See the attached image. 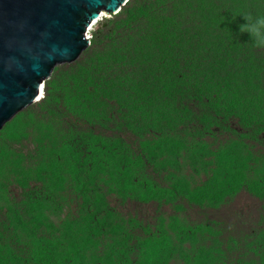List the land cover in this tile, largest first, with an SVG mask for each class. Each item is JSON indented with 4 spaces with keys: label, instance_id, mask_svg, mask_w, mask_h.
<instances>
[{
    "label": "rangeland",
    "instance_id": "374dc122",
    "mask_svg": "<svg viewBox=\"0 0 264 264\" xmlns=\"http://www.w3.org/2000/svg\"><path fill=\"white\" fill-rule=\"evenodd\" d=\"M206 1L209 0H130L131 4L136 2L137 8L149 3L160 10L159 15L182 9L183 24L189 18L198 17L196 7L200 9V4ZM226 1L215 0L224 4L221 9L230 12L226 15L228 20L235 16L243 24L242 13L264 15V0H249L248 7L246 0ZM235 7L238 10L233 11V16L231 8ZM148 11L150 14L149 7ZM102 13L105 15L89 31L90 38L100 23L112 26L113 21L108 20L117 16ZM237 32V37L250 38L239 28ZM176 41L181 43V36L173 38L171 50L178 49L173 47ZM105 53L103 45L83 51L62 78L72 73L70 82L77 87L78 75L86 74L82 69L91 70L95 66L96 73L106 79L108 74L103 62L107 60L116 67L110 72L121 77L126 89L130 83L124 78L130 71L125 69L120 74L121 67ZM155 58L148 55L144 59L138 51L130 56V60L136 59L139 64ZM254 73L260 77L264 92V63ZM109 79L117 82L115 78ZM102 90L90 100L94 111L79 113L75 121L66 117L61 104L55 106L61 110L57 116L38 105L15 134L12 147H17L16 150L6 149L5 164L0 165V208L11 207V210H4L0 216V255L11 261L2 263L0 259V264H31L33 252L41 244L49 245V253L56 257L58 264H264V130L261 126L264 108L255 119L260 124L239 125L234 116L228 122H222L217 116L204 118L201 112L208 108L205 105L199 106V117L191 116L193 121L183 119L169 131L157 133L143 122L132 124L134 128L145 127L144 132H139L130 130L129 125L138 118L143 121L151 118L155 98L159 99L161 91L157 94L152 87L148 96L139 101L121 95L133 100L132 104ZM262 99L264 107V94ZM84 105L88 106L87 101ZM71 139L81 150V160L77 163L73 159L65 162L66 154L49 155V151L53 154L54 147ZM104 145L110 146L108 153L102 150ZM201 145L205 149L200 154ZM167 146L178 154L177 169L169 164L175 171L157 168L158 155ZM113 151L115 161L107 158ZM56 159L59 166H53ZM120 162L135 183L124 196L121 186L117 184L113 190L110 184L99 179L87 182L85 194L80 184L74 187L71 176L80 174L77 172L81 163L89 170L96 166L113 167ZM219 165L229 172L217 176ZM16 170L22 181L27 182L25 188L16 184ZM87 176L85 172L84 178ZM180 177L186 180L185 187L173 188ZM215 178L224 179L222 199L209 198L213 192L208 187ZM171 185L172 191L167 196L153 198L149 193L151 189L166 191ZM196 188L206 194L186 192ZM26 193L30 195L28 199ZM12 196L27 200L13 206L8 203ZM131 218L134 220L130 222ZM13 255L21 262L13 259Z\"/></svg>",
    "mask_w": 264,
    "mask_h": 264
},
{
    "label": "trees",
    "instance_id": "16d2710c",
    "mask_svg": "<svg viewBox=\"0 0 264 264\" xmlns=\"http://www.w3.org/2000/svg\"><path fill=\"white\" fill-rule=\"evenodd\" d=\"M139 1L136 0V2ZM136 2L133 4H131L132 2L128 3L127 7H124L122 12L115 18L108 20L109 22L113 21L112 26L100 23L99 28L93 33L91 45L84 50L101 45L105 46V54L108 57L109 55L112 56L117 65L121 67L120 74L125 69L130 71L124 78L130 83L127 88H123L120 76H114L110 72L116 67L106 60V62H103L106 67L105 73L108 74L106 79L96 73L95 66L91 70L82 69V72L86 71V74L78 75L77 87H74L70 82L71 77L74 76L72 73H68L66 79L60 77L57 80L53 74L51 79L46 82L45 98L38 103L41 109L47 110L50 115L57 116L61 114V110L56 109L55 106L61 104L66 117L68 116L75 121L76 118L79 119V113L94 111L90 100H93L95 94L103 91L102 89L106 90L108 94L115 95V99L118 100L123 98L121 95H128L139 101L144 98L143 96H148L150 88L155 87L157 94L158 91L161 92L158 95L159 99L155 98L154 105L156 107L153 106V115L147 121L140 118L132 121L129 125L130 130L144 132L145 127L142 129H139L140 126L132 127L134 123L141 124L143 122L147 128H153L158 131L157 133H160L161 130L169 131L175 128L174 124L178 125L183 119L192 120L191 116L193 115L199 117V106L205 105H208V108L201 112V116L204 118L217 116L222 122H228L231 120V116H234L239 125L248 122L259 123L255 119L260 116L259 112L264 108L261 106L264 92L262 91V81L254 71H259L261 64L264 63L263 49L255 48L251 41L248 43L250 38L246 40L244 37H237V29L242 22L234 16L233 11H237V7L231 8L235 19L228 20L226 15L230 12L226 8L221 9L224 4L209 0L200 4V9L196 7L198 17L189 18L183 24L185 17L182 9H175L170 14L159 15L160 10L154 9L149 3L141 4L137 8L135 7ZM226 2L230 3L231 1L227 0ZM245 2L248 7L250 5L249 0ZM148 7L150 8V14ZM243 7L246 9L245 6ZM144 18H146V21H144ZM103 29L107 31L103 32ZM175 36H181V43L179 41L173 43V47L178 49L171 50L170 44H172ZM137 51L144 59L148 55L156 58L146 63H136V59L130 60V56ZM56 70L57 68L54 72ZM108 76L115 78L117 82L110 80ZM97 79L103 81L100 82ZM127 100L133 104V100ZM86 101L88 106L84 105ZM64 114H62L63 121ZM128 119L132 118L129 117ZM133 120L135 119L133 118ZM155 120H158V122ZM261 126L264 130V125L261 124ZM231 129L235 132L238 131L233 127ZM71 130L73 131L74 128ZM109 147L104 145L102 150L108 153ZM200 149L201 154L205 146L201 145ZM56 152L60 156L66 154L65 162L73 159L75 164L81 160L80 147L73 145L72 139L69 140V143H62L58 147H54L53 154L49 151V155L52 156ZM97 152L94 151V155H98ZM115 155L116 153L113 151V154L109 153L107 158L115 161ZM158 157V169H174L170 165H175L177 169L178 154L173 150L171 152L170 147L162 149ZM161 157H164V159ZM82 160L86 161L84 158ZM92 160L95 161L94 156ZM53 164V166H59L57 159L53 161ZM6 165H8L7 162ZM222 166H220L217 176H224L229 172L228 169L224 171ZM83 167L84 164L81 163L77 172L80 174L71 176L72 181L76 184L74 187H78V184H80L83 194L88 191L87 182L92 179H99L110 184L109 186L113 190H115L113 186L118 184V187H122V196L134 187L135 183L132 175L121 162L120 164H113V167L105 168L104 165L103 169L96 166L85 170ZM180 168L181 164L179 163ZM19 170H16V184L20 188H25L27 182L22 181L24 179H21L18 174ZM0 172H2V168H0ZM85 172L88 175L87 179L84 178ZM27 176L29 177V173ZM68 181L71 180L68 178ZM185 183L186 180L180 177L173 184V188H184ZM205 185L207 187L208 181ZM223 187L224 179L218 180L215 178L208 187V190L213 192V195L209 198L216 199L220 197L222 199L220 195L223 193ZM135 188L137 189V186ZM171 191L172 185L167 187L166 191L160 190L158 192L151 189L149 193L153 198H160L162 195L167 196ZM199 191L206 194V191L199 188L186 190L188 195H198ZM29 197V193H26V198ZM137 197L141 198L140 195ZM26 198L20 196L17 199L12 196L11 201L8 203L15 206L19 202H25ZM10 208H0V216H2L4 210H11ZM133 220L134 218H131L130 222ZM29 234L33 235V233ZM1 235L2 232L0 231ZM48 247L49 245L45 244L37 245L31 258V264H58L56 257L49 253ZM0 259L2 263H10L11 261V258L4 255H0ZM13 259L21 262L14 255Z\"/></svg>",
    "mask_w": 264,
    "mask_h": 264
},
{
    "label": "water",
    "instance_id": "95a60500",
    "mask_svg": "<svg viewBox=\"0 0 264 264\" xmlns=\"http://www.w3.org/2000/svg\"><path fill=\"white\" fill-rule=\"evenodd\" d=\"M130 0H0V165L16 132L90 44L100 13L116 15ZM57 70L54 72V70Z\"/></svg>",
    "mask_w": 264,
    "mask_h": 264
},
{
    "label": "clouds",
    "instance_id": "9594fccd",
    "mask_svg": "<svg viewBox=\"0 0 264 264\" xmlns=\"http://www.w3.org/2000/svg\"><path fill=\"white\" fill-rule=\"evenodd\" d=\"M117 11L118 13L116 15H118L121 12V8H119ZM240 16H242L245 21V23L239 25L240 32L242 34L246 33L249 35L250 41L252 42L255 48L264 49V15L254 16L251 12H248V13H242ZM89 31L90 28L87 31V38L90 39V44L88 46L91 45V40H92V38H90L89 36Z\"/></svg>",
    "mask_w": 264,
    "mask_h": 264
},
{
    "label": "bare ground",
    "instance_id": "6f19581e",
    "mask_svg": "<svg viewBox=\"0 0 264 264\" xmlns=\"http://www.w3.org/2000/svg\"><path fill=\"white\" fill-rule=\"evenodd\" d=\"M104 15H105L104 13L100 14V18H101L102 16H104ZM100 18H99V19H100ZM97 21H98V20H94V21H93V24L95 25ZM94 25H93V26H94ZM93 26H92V27H93ZM92 27H91V28H92ZM91 28H90V29H91Z\"/></svg>",
    "mask_w": 264,
    "mask_h": 264
}]
</instances>
